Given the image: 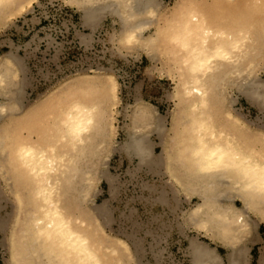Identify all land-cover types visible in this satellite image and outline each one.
Wrapping results in <instances>:
<instances>
[{
    "label": "bare ground",
    "instance_id": "1",
    "mask_svg": "<svg viewBox=\"0 0 264 264\" xmlns=\"http://www.w3.org/2000/svg\"><path fill=\"white\" fill-rule=\"evenodd\" d=\"M34 1L0 0V15L24 3L30 7ZM68 2L80 10L82 24L91 28L105 15L117 21L113 36L120 48L146 50L151 59L159 52L167 54L177 101L172 121L178 129L169 145L172 151L166 153V169L186 194L199 198L183 213L184 221L227 246V264H249L245 244L256 238L253 219L264 222V134L256 147L241 134L248 127L237 117L227 115L229 128L221 126L219 119L226 114L224 90L228 86L246 90V97L255 104L261 97L251 76L264 55V0H227L236 8L247 7L249 16L219 20L202 5L178 1L166 27L148 36L146 30L160 11L159 0ZM15 55L0 56V175L18 196L14 197L18 208L9 236L10 263L126 264V257L131 260L127 242L108 237L97 221L87 220L82 210L75 214L71 207L88 192L102 152L98 153L109 142L115 76L105 71L74 76L50 96L22 108L23 80L18 77L22 63ZM149 109L143 102L133 105L122 148L144 167L152 159L146 135L153 131V119L159 123L154 128L158 134L164 132L163 118ZM100 209L101 218L105 212L102 205ZM189 254L192 264H225L203 242L192 240Z\"/></svg>",
    "mask_w": 264,
    "mask_h": 264
},
{
    "label": "rangeland",
    "instance_id": "2",
    "mask_svg": "<svg viewBox=\"0 0 264 264\" xmlns=\"http://www.w3.org/2000/svg\"><path fill=\"white\" fill-rule=\"evenodd\" d=\"M159 1L160 11L155 23L146 30L148 33L146 36L153 35L157 28L166 27L171 19L172 7L178 1L186 4L193 2L200 7L201 5L206 7V13L215 18L214 20H219L218 18L222 16H228L230 19L242 14L249 16L247 7L236 8L238 6L227 0ZM24 4L0 15V56L11 52L16 54V58L19 56L22 63V71L20 70L18 75L23 80L24 93L20 104L25 106L22 108H27L38 99H45L51 95L53 89L60 87V84L64 86L62 82H67L77 75L105 71L113 74L117 83L116 103L109 116L112 125L109 142L98 153L99 155L102 152L96 159L98 163H95L96 168L92 173L87 195L80 199V203L76 201L72 203L73 212L81 214L82 210V215L87 220L97 221L98 227L105 235L118 236L126 241L131 251V260L126 257V264H192L189 254L192 240L203 242L213 248L227 264L229 248L184 221V214L199 201V198L189 192L187 195L185 193L187 190L179 186L166 169V153L168 150L172 151L169 145L174 131L178 129L177 124L173 127L172 121V113L177 110V101L173 97L174 75L171 74L167 54L159 52L156 59H151L150 53L146 50L120 48L114 37L118 30L117 21L105 15L106 18L102 19L96 28L92 30L85 28L81 24L80 10L68 0H35L30 7L27 3ZM261 45L264 53V39H261ZM251 77L259 86L257 92L261 95L262 101L258 98L255 104L246 97L244 93L246 90L228 86L224 90V99L227 100L224 101L223 110L226 114L220 116L219 122L221 126L229 128L231 124H226L227 115L237 117L241 125L248 127L247 130L242 128L240 133L250 138L253 142L250 145L258 147L260 135L264 134V96L261 94L264 91V55L259 58ZM243 86L245 87L244 84ZM137 102L145 103L150 108V113L163 118L159 120L162 121L164 132L158 134L154 128L159 123H155L153 119L151 125L154 128L150 126L153 131L150 132L149 127L150 133L146 135L147 142H151L149 149H152L150 150L152 159L146 167L136 157L130 158L122 149L128 138L126 135L127 125L130 123L128 115ZM147 168L151 171L148 172ZM5 179L0 175V264H12L9 236L18 208L14 197L18 196L14 193L16 191L7 185ZM112 186L115 188L114 191ZM236 204L241 206L238 201ZM101 205L102 212H105L101 217L104 221L100 218ZM108 213L110 217L106 216ZM255 219L252 233L257 238L258 234L255 233L259 230L263 238L245 245L249 248V264H264V222Z\"/></svg>",
    "mask_w": 264,
    "mask_h": 264
},
{
    "label": "crops",
    "instance_id": "3",
    "mask_svg": "<svg viewBox=\"0 0 264 264\" xmlns=\"http://www.w3.org/2000/svg\"><path fill=\"white\" fill-rule=\"evenodd\" d=\"M104 18H106V16H103L101 19H99V21L97 22V25H98V23L102 20V19H104ZM81 24H82V21H81ZM97 25H93L92 26V28H91V26L90 25H85V24H82V26L83 27H85V28H88V29H90V30H92V29H94V28H96L97 27ZM257 234H258V236H257V238H256V241H255V239H254V241L255 242H257V241H259L260 239H262L263 237H262V233L261 234H259V230L257 231ZM258 239V240H257ZM246 243H248V242H246ZM253 243V242H252Z\"/></svg>",
    "mask_w": 264,
    "mask_h": 264
}]
</instances>
